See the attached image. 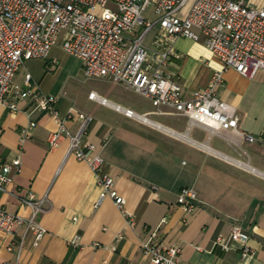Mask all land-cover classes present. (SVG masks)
Instances as JSON below:
<instances>
[{"label":"crops","instance_id":"0c3cea01","mask_svg":"<svg viewBox=\"0 0 264 264\" xmlns=\"http://www.w3.org/2000/svg\"><path fill=\"white\" fill-rule=\"evenodd\" d=\"M155 32L156 28L147 33V44ZM174 49L180 57L166 69L175 73L185 95L206 86L212 73L222 70L216 94L238 111L236 129H209L197 123L188 127L187 118L181 133L147 117L162 113L161 109L130 101L121 93L107 97L108 89L95 91L112 104L134 111L139 108L136 112L146 119L127 116L88 95L84 103L76 104L63 88L69 58L82 63L60 43L43 60L54 70L41 80L22 66L42 91L56 96L60 114L73 106L91 116L83 138L95 144L104 171L114 178V187L125 203L120 210L109 196L99 201L93 171L85 161L67 153V139L56 148L49 147L48 135L57 122L38 109L31 96L16 101L15 111L0 103V163L17 155L21 159L20 171L12 173L7 190L0 192V203L9 212L29 216L32 207L22 203L21 197L29 192L46 196L36 215L46 232L33 245L32 234L23 225L9 235L0 231V264L15 260L18 242V264H147L149 256L140 243L148 238L165 246L179 244L182 264H264V71L246 76L231 67L223 68L202 35L197 40L178 37ZM13 80L18 83L15 75ZM30 119L35 126L19 149L20 128ZM78 122L70 119L66 124L74 131ZM246 133L256 140H246ZM183 186L196 191L198 206L192 213L183 211L176 201ZM235 225L250 236L252 253L247 256L242 255L237 241L227 240L228 249L214 242L218 234L227 238ZM117 232L123 237L115 241ZM76 234L80 244L73 246L69 239Z\"/></svg>","mask_w":264,"mask_h":264},{"label":"built area","instance_id":"2783aa9c","mask_svg":"<svg viewBox=\"0 0 264 264\" xmlns=\"http://www.w3.org/2000/svg\"><path fill=\"white\" fill-rule=\"evenodd\" d=\"M150 6L152 17L143 15ZM154 28L155 35L151 44H147L145 36ZM201 35L223 68L231 67L246 76L264 71V3L255 5L246 0H0V103L15 111L16 101L31 96L37 108L57 122V128L48 135L49 147L56 148L67 139V153L85 161L93 171L100 189L99 201L109 196L123 210L125 198L114 187V178L104 171L103 158L95 144L83 138L91 116L73 106L60 114L56 96L42 91L30 72H25L23 85L15 83L13 77L26 59H45L50 48L60 43L63 50L80 59L86 76L120 83L143 94L153 105L172 107L188 118V127L197 123L209 129L214 126L236 129L238 111L216 94V87L223 79L221 69L212 73L206 86L192 90L189 95L184 94L175 73L166 69L172 60L180 57L174 49L176 38L197 40ZM88 97L111 104L127 116L146 119L131 108L112 104L95 90H90ZM70 119L79 121L74 131L66 124ZM34 126L35 121L30 119L20 128L19 149ZM243 135L250 142L256 140L252 134ZM20 168L19 155L0 163V192L7 190L13 180L12 173L19 172ZM45 197H35L32 192L21 197L22 203L32 207L29 216L9 212L0 203V231L9 235L16 226L23 225L25 231L31 232L32 244L36 245L46 232L36 219ZM176 201L187 213L198 206L192 187H181ZM229 231L227 238L218 234L214 242L228 249L227 240H234L241 244L243 256L251 254L249 234L237 225ZM122 237L121 232H117L115 241ZM69 243L79 245L80 236L74 235ZM140 244L149 256L147 264H182L177 243L165 246L148 238ZM20 249L21 242H18L15 260H4L1 264H18Z\"/></svg>","mask_w":264,"mask_h":264},{"label":"rangeland","instance_id":"374dc122","mask_svg":"<svg viewBox=\"0 0 264 264\" xmlns=\"http://www.w3.org/2000/svg\"><path fill=\"white\" fill-rule=\"evenodd\" d=\"M107 5H110V3L108 2ZM99 11L100 10H98V12ZM143 15L152 17L151 6L143 12ZM43 60L44 59L41 58H29L26 59V62L24 64L28 68V70L31 71V74L36 80H41V78L46 72L51 73L54 70V67L50 69L48 66H45ZM67 68V81L65 82L63 90L65 91V96L69 97L70 99H73L74 103H84L86 96L92 89L98 92H101L102 89H108L109 92L107 97L112 98L115 96V94L121 93L130 101H134L136 103L140 102V104L151 109H161L162 113L157 112L154 114H148L147 117L150 119L157 120L161 122V124H164L174 129L175 131L181 133L186 129L187 123L185 122V120L187 121V117L176 113L172 107L166 105H153L149 99L143 97V94L136 92L132 88L125 87L120 83L104 78L103 79L107 81H104L102 78L99 77L86 76L83 72L84 69L81 64L78 62L77 59L73 57H70L67 61ZM25 71L26 69L21 66L15 74V81H17L21 85H23V76L25 74ZM135 109L140 111L137 107H135Z\"/></svg>","mask_w":264,"mask_h":264}]
</instances>
